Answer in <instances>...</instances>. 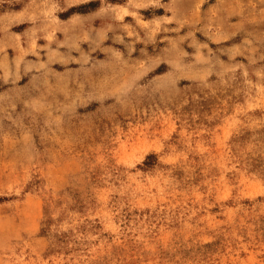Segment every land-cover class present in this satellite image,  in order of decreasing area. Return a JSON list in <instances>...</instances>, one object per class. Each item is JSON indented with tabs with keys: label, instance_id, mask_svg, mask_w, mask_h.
Wrapping results in <instances>:
<instances>
[{
	"label": "rangeland",
	"instance_id": "obj_1",
	"mask_svg": "<svg viewBox=\"0 0 264 264\" xmlns=\"http://www.w3.org/2000/svg\"><path fill=\"white\" fill-rule=\"evenodd\" d=\"M0 264H264V0H0Z\"/></svg>",
	"mask_w": 264,
	"mask_h": 264
}]
</instances>
